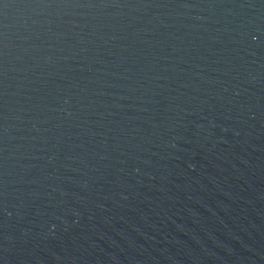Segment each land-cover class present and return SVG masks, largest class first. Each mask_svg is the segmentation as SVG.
I'll return each instance as SVG.
<instances>
[{"label": "water", "instance_id": "water-1", "mask_svg": "<svg viewBox=\"0 0 264 264\" xmlns=\"http://www.w3.org/2000/svg\"><path fill=\"white\" fill-rule=\"evenodd\" d=\"M0 264H264V0H0Z\"/></svg>", "mask_w": 264, "mask_h": 264}]
</instances>
